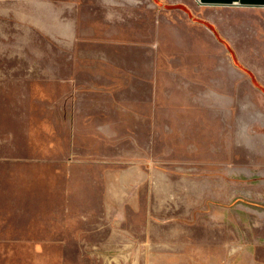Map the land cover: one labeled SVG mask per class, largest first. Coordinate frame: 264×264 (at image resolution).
Wrapping results in <instances>:
<instances>
[{"label":"crops","instance_id":"0c3cea01","mask_svg":"<svg viewBox=\"0 0 264 264\" xmlns=\"http://www.w3.org/2000/svg\"><path fill=\"white\" fill-rule=\"evenodd\" d=\"M0 33L15 36L13 43L0 39V104L11 102L0 109V124L19 130L26 151L39 115L38 106L22 98L72 95V82L87 76L84 65L110 64L118 85L111 94L125 102L122 110L158 113L176 158L206 161L178 175L191 178L184 188L190 214L95 222L69 215L0 218V250L8 238H41L60 257L71 236L99 229L115 241L126 239L127 252L113 243H84V255L264 264V0H0ZM5 46L14 50L1 51ZM59 156L47 167L48 202L70 191L67 181L62 189L59 184ZM8 223L13 231L1 228ZM118 223L128 226H113Z\"/></svg>","mask_w":264,"mask_h":264},{"label":"rangeland","instance_id":"374dc122","mask_svg":"<svg viewBox=\"0 0 264 264\" xmlns=\"http://www.w3.org/2000/svg\"><path fill=\"white\" fill-rule=\"evenodd\" d=\"M0 39L13 43L15 36L14 33H0ZM12 50L13 47L6 46L1 49ZM84 66L87 76L72 82V95L22 98V104L38 106L39 123L32 128L33 144L25 145L28 151L24 148L25 137L19 130L1 122L4 129L0 135L5 136L0 138L5 139L0 142V155L4 156L0 160V170L5 171V183L0 184V218L13 222L16 216L69 215L82 217L84 222H95L108 217L147 215L164 219L166 214H190L187 206L191 196L184 188L189 187L191 178L178 175H188L203 164L204 167L206 161L176 158L174 144L166 142L165 129L158 127V113L122 110L125 106L121 104L125 102L120 96L111 94L118 86L112 76L113 65ZM10 103L0 104V109L8 110ZM144 119L154 120L147 122L152 126L141 121ZM159 133L163 135L161 139ZM57 156L55 170H59V184L62 189V182L67 181L70 191L66 197L61 194L56 201L48 202L47 167H51L53 157ZM62 199H65V207ZM165 204L172 208L160 207ZM181 204L186 209L177 206ZM86 224L92 228L101 227L100 224ZM5 226L13 231L15 225L8 223L1 228ZM108 237L99 229L86 230L82 235L76 233L65 246V255L60 257L51 255L46 239L28 237L16 241L8 238L1 241L6 250H0V264H158L160 257L157 256L83 254L81 245L84 243L89 247L106 242L117 252L124 250L122 243L126 239L116 237L119 241H115ZM37 241L42 242L43 247L31 246ZM152 243L155 245L157 240ZM16 245L22 248L16 250Z\"/></svg>","mask_w":264,"mask_h":264}]
</instances>
